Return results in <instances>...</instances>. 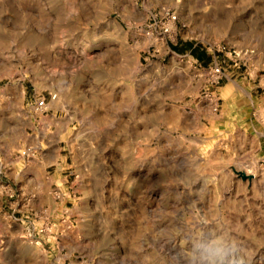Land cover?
Wrapping results in <instances>:
<instances>
[{"label": "rangeland", "instance_id": "374dc122", "mask_svg": "<svg viewBox=\"0 0 264 264\" xmlns=\"http://www.w3.org/2000/svg\"><path fill=\"white\" fill-rule=\"evenodd\" d=\"M221 242L264 264V0H0V264Z\"/></svg>", "mask_w": 264, "mask_h": 264}, {"label": "clouds", "instance_id": "9594fccd", "mask_svg": "<svg viewBox=\"0 0 264 264\" xmlns=\"http://www.w3.org/2000/svg\"><path fill=\"white\" fill-rule=\"evenodd\" d=\"M232 251L231 245L221 242L203 247L194 256L196 264H224Z\"/></svg>", "mask_w": 264, "mask_h": 264}, {"label": "built area", "instance_id": "2783aa9c", "mask_svg": "<svg viewBox=\"0 0 264 264\" xmlns=\"http://www.w3.org/2000/svg\"><path fill=\"white\" fill-rule=\"evenodd\" d=\"M176 18H177V15L175 13H171L169 9L163 8L162 10V31L163 33H167L170 31V28H171L170 24H172ZM46 106H47V103H46V99L44 98L37 99L35 102V108L37 110H43Z\"/></svg>", "mask_w": 264, "mask_h": 264}, {"label": "bare ground", "instance_id": "6f19581e", "mask_svg": "<svg viewBox=\"0 0 264 264\" xmlns=\"http://www.w3.org/2000/svg\"><path fill=\"white\" fill-rule=\"evenodd\" d=\"M209 104V103H208ZM159 242V241H158ZM160 245H161V243H160ZM167 245V244H166ZM159 247V246H158ZM176 247V246H175ZM165 249V248H164Z\"/></svg>", "mask_w": 264, "mask_h": 264}]
</instances>
